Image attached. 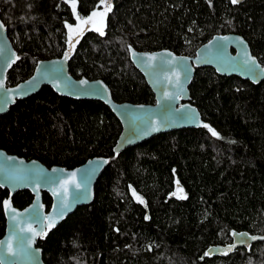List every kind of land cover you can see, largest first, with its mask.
<instances>
[{
    "label": "trees",
    "instance_id": "16d2710c",
    "mask_svg": "<svg viewBox=\"0 0 264 264\" xmlns=\"http://www.w3.org/2000/svg\"><path fill=\"white\" fill-rule=\"evenodd\" d=\"M101 1L75 0L74 12L72 0H0L17 53L5 85L27 78L37 60L60 56L67 34L78 38L69 73L100 78L114 101L154 102L128 45L191 56L212 35L235 33L264 68V0H109L103 35L79 24ZM188 90L208 127L156 134L115 156L121 126L100 101L60 96L44 85L0 115L7 153L67 169L94 156L108 159L92 201L37 240L43 264H264V240L204 254L230 243L233 230L264 235V79L253 84L199 67ZM6 197L0 187V237ZM31 199L26 189L10 196L17 209ZM50 203L42 192L44 211Z\"/></svg>",
    "mask_w": 264,
    "mask_h": 264
},
{
    "label": "water",
    "instance_id": "95a60500",
    "mask_svg": "<svg viewBox=\"0 0 264 264\" xmlns=\"http://www.w3.org/2000/svg\"><path fill=\"white\" fill-rule=\"evenodd\" d=\"M242 1L237 0L236 3ZM0 25H3L0 29V115L15 100L36 93L44 85L60 96L100 101L121 126L112 147L114 156L153 135L205 125L198 109L190 103L188 85L196 68L210 67L219 75H234L253 84L264 79V71H261L264 68L251 54L246 40L235 33L212 35L191 56H180L166 49L142 51L128 45V59L144 78L154 102L114 101L109 87L100 78H75L69 73L68 62L78 38L71 36L70 41L67 34L60 56L37 60L27 78L6 86L5 74L16 61L17 53L1 19ZM149 56L156 59L149 61ZM249 58L254 59L258 67L245 64ZM81 81L85 83L81 84ZM165 94L168 98H165ZM104 161L108 162V159L94 156L70 169L57 165L47 167L35 159H25L0 148V187L7 190V197L2 200L5 227L0 237V264H43L42 250L36 246L37 240L42 239L45 232L53 229L77 207L92 201L95 181L107 165ZM74 172L75 184H67L65 194L62 186ZM77 185L80 187L77 188ZM24 189L31 193V202L17 209L11 204L10 196ZM42 192L51 198L47 211L42 205ZM63 203L68 205L66 209L61 207ZM61 212L64 213L62 216ZM230 239L228 244L208 246L204 251L205 256L230 254L237 247L248 249L250 244L264 240V235L233 230ZM9 245L12 255H9Z\"/></svg>",
    "mask_w": 264,
    "mask_h": 264
},
{
    "label": "snow or ice",
    "instance_id": "6c2138e0",
    "mask_svg": "<svg viewBox=\"0 0 264 264\" xmlns=\"http://www.w3.org/2000/svg\"><path fill=\"white\" fill-rule=\"evenodd\" d=\"M232 2L233 3H236L237 2V0H232ZM72 7H73V11L75 12V0H72ZM97 15H103L102 13H98V12H93L92 13V16L91 17H89L88 18V21H84V23H87V22H89L91 19H92V17H95V16H97ZM68 28H69V32H70V34H71V32H72V27L70 26V25H66ZM3 28V25H0V29H2ZM97 31H100V34L101 35H103V31L101 30V29H96ZM70 41H71V36H70ZM240 43L241 44H243V41H240ZM168 55H171L170 53L168 54ZM66 56H67V54H66ZM147 59L149 60V61H153V60H155L156 59V57H152V56H149V57H147ZM252 64V65H254V66H257L258 67V65H256V62H255V60L254 59H251V58H249V59H247V60H245V64ZM149 66H151V65H149ZM261 71H264V69H261ZM34 80H35V77L33 78ZM85 82L84 81H81V84H84ZM165 98H168L167 97V94H165ZM204 127H208L207 125H204ZM209 131L211 132V134L213 135V136H216L217 135V133L215 132V131H213L211 128H209ZM104 163H107V161H104ZM75 176H76V173L74 172V173H72L71 174V179L70 180H68V181H66V183H65V185L64 186H62L63 187V190H64V192H65V194L67 193V184H69V183H71V184H75ZM80 186L79 185H77V188H79ZM179 191H181L182 192V189H178ZM181 198H183V197H181ZM137 199H139V197H137ZM141 202H143V201H141ZM61 207L62 208H64V209H66L67 207H68V205L66 204V203H63L62 205H61ZM64 213L63 212H61L60 213V215L62 216ZM235 235V234H234ZM242 235H246V234H242ZM251 239H256L255 237H251ZM30 246V245H29ZM13 253H12V251H11V245H9V255H12ZM208 253H206V255H207Z\"/></svg>",
    "mask_w": 264,
    "mask_h": 264
},
{
    "label": "rangeland",
    "instance_id": "374dc122",
    "mask_svg": "<svg viewBox=\"0 0 264 264\" xmlns=\"http://www.w3.org/2000/svg\"><path fill=\"white\" fill-rule=\"evenodd\" d=\"M109 2H110L109 0H102L100 3V7L97 10H95V12L102 13L103 14L102 16L97 15L95 17H92V19L89 22L84 23V21H88V18L92 16V13H91L90 16H88L85 20L79 22V24H81V26H83V28L85 29H88V28L101 29L103 18H104V13L110 6ZM134 198L138 200L136 195H134Z\"/></svg>",
    "mask_w": 264,
    "mask_h": 264
}]
</instances>
